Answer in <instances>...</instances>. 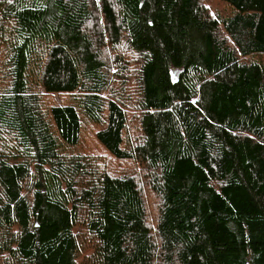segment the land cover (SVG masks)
<instances>
[{
	"label": "trees",
	"instance_id": "trees-1",
	"mask_svg": "<svg viewBox=\"0 0 264 264\" xmlns=\"http://www.w3.org/2000/svg\"><path fill=\"white\" fill-rule=\"evenodd\" d=\"M217 1L0 0V264H264V0Z\"/></svg>",
	"mask_w": 264,
	"mask_h": 264
},
{
	"label": "rangeland",
	"instance_id": "rangeland-1",
	"mask_svg": "<svg viewBox=\"0 0 264 264\" xmlns=\"http://www.w3.org/2000/svg\"><path fill=\"white\" fill-rule=\"evenodd\" d=\"M205 1L210 11L213 12L214 15L217 13V15L222 17L225 14H227L228 9L223 3L217 0H205ZM136 89L137 87L135 88V90ZM94 131L95 129L88 125H86L83 128L81 143L79 148L77 149L78 151L82 153H97V154L101 153L102 150L93 139Z\"/></svg>",
	"mask_w": 264,
	"mask_h": 264
}]
</instances>
